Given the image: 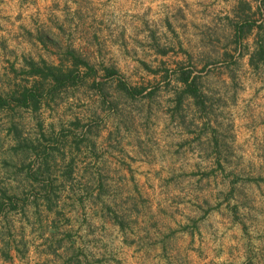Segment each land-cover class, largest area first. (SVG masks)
Returning a JSON list of instances; mask_svg holds the SVG:
<instances>
[{"label":"rangeland","instance_id":"obj_1","mask_svg":"<svg viewBox=\"0 0 264 264\" xmlns=\"http://www.w3.org/2000/svg\"><path fill=\"white\" fill-rule=\"evenodd\" d=\"M262 50L264 0H0V264H264Z\"/></svg>","mask_w":264,"mask_h":264},{"label":"trees","instance_id":"obj_2","mask_svg":"<svg viewBox=\"0 0 264 264\" xmlns=\"http://www.w3.org/2000/svg\"><path fill=\"white\" fill-rule=\"evenodd\" d=\"M240 29H243L242 26ZM69 53L72 56L71 61L74 64L73 67H70L68 65L65 66L52 64L44 60L42 62H36L31 59L29 61L30 70L27 73H29L30 75L38 76L39 85L24 86L21 93L14 98L15 103L24 107H33L34 109H37L40 103V99L38 97L41 86H48L46 90L48 92H52L69 84H75L79 77L77 73H79L80 64L87 66L88 71H94V69L85 60L78 57L74 51H70ZM260 55V57L264 58L263 50L260 52ZM253 60L254 58L252 59V61ZM115 71L116 70H112V73H108V75L115 74ZM188 79L189 75H187L186 81H188ZM195 82L196 81L193 79L191 84L188 83L187 88H190L191 91H194L196 93V90H194L195 87L193 86ZM122 85L125 89H128L125 83L122 82ZM11 99L0 94V111L5 108L11 107Z\"/></svg>","mask_w":264,"mask_h":264}]
</instances>
